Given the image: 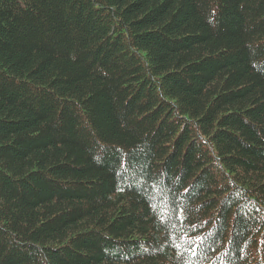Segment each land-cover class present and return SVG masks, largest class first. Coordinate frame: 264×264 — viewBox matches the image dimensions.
<instances>
[{
  "label": "trees",
  "instance_id": "obj_1",
  "mask_svg": "<svg viewBox=\"0 0 264 264\" xmlns=\"http://www.w3.org/2000/svg\"><path fill=\"white\" fill-rule=\"evenodd\" d=\"M0 264H264V0H0Z\"/></svg>",
  "mask_w": 264,
  "mask_h": 264
}]
</instances>
